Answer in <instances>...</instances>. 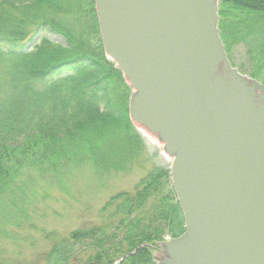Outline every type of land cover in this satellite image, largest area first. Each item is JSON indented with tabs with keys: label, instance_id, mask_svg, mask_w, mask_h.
Instances as JSON below:
<instances>
[{
	"label": "trees",
	"instance_id": "16d2710c",
	"mask_svg": "<svg viewBox=\"0 0 264 264\" xmlns=\"http://www.w3.org/2000/svg\"><path fill=\"white\" fill-rule=\"evenodd\" d=\"M218 4L227 58L244 46L250 77L264 84V0ZM130 94L103 51L94 0H0V204L18 198L30 168L58 179L84 165L127 173L143 142ZM168 168L153 165L133 193L111 197L101 223L46 234L34 264H154L157 245L184 231Z\"/></svg>",
	"mask_w": 264,
	"mask_h": 264
},
{
	"label": "water",
	"instance_id": "95a60500",
	"mask_svg": "<svg viewBox=\"0 0 264 264\" xmlns=\"http://www.w3.org/2000/svg\"><path fill=\"white\" fill-rule=\"evenodd\" d=\"M218 0H94L101 42L160 138L185 223L161 264H264V85L225 57Z\"/></svg>",
	"mask_w": 264,
	"mask_h": 264
},
{
	"label": "rangeland",
	"instance_id": "374dc122",
	"mask_svg": "<svg viewBox=\"0 0 264 264\" xmlns=\"http://www.w3.org/2000/svg\"><path fill=\"white\" fill-rule=\"evenodd\" d=\"M34 42L26 45L31 47ZM245 49L244 46L233 48L230 63L249 78L251 68L246 62ZM132 124L143 142L138 158L127 173L110 174L93 170L90 165L70 168L59 179L48 170L30 168L20 172L15 184L19 199L9 197L0 204V263L34 264L43 259L51 245L46 234L56 232L65 236L76 229L101 223L100 210L111 197L120 192L133 193L153 165H170L171 155L162 148L160 138ZM163 247L159 243L154 250V264L162 263Z\"/></svg>",
	"mask_w": 264,
	"mask_h": 264
},
{
	"label": "bare ground",
	"instance_id": "6f19581e",
	"mask_svg": "<svg viewBox=\"0 0 264 264\" xmlns=\"http://www.w3.org/2000/svg\"><path fill=\"white\" fill-rule=\"evenodd\" d=\"M220 40H221V37H220ZM221 44H222V47H224L223 46V43H222V40H221ZM224 52H225V47H224ZM225 57L227 58V56H226V52H225ZM228 59V58H227ZM146 138V137H145ZM148 141H150V139L149 138H146ZM153 142V141H152ZM160 143H161V145H162V148H164V146H163V143L160 141Z\"/></svg>",
	"mask_w": 264,
	"mask_h": 264
}]
</instances>
